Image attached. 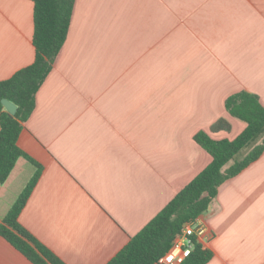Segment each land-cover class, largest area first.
Masks as SVG:
<instances>
[{
    "label": "crops",
    "instance_id": "crops-1",
    "mask_svg": "<svg viewBox=\"0 0 264 264\" xmlns=\"http://www.w3.org/2000/svg\"><path fill=\"white\" fill-rule=\"evenodd\" d=\"M33 3L0 0V81L34 59ZM264 107V0H75L0 183V224L37 172L19 224L65 264H107L233 140L225 100ZM224 119L229 131L210 133ZM232 162L225 167L228 168ZM200 219L207 264H264V152ZM0 264H32L0 238Z\"/></svg>",
    "mask_w": 264,
    "mask_h": 264
},
{
    "label": "trees",
    "instance_id": "trees-1",
    "mask_svg": "<svg viewBox=\"0 0 264 264\" xmlns=\"http://www.w3.org/2000/svg\"><path fill=\"white\" fill-rule=\"evenodd\" d=\"M33 3L34 59L32 63L0 81V183L5 182L16 161L24 157L33 162L18 147V137L24 123L35 108L38 89L53 69L54 62L68 34L75 0H29ZM6 99L16 107L10 117L1 105ZM224 107L233 118L245 123L244 130L233 140L216 141L206 132H198L194 141L211 157V162L107 264H158L183 227L206 214L218 188L237 176L264 152V107L257 96L238 92L229 96ZM224 119L209 128L210 133L229 131ZM260 142V143H259ZM233 162L225 169L226 165ZM37 172L19 195L0 224V238L8 242L32 264H65L38 242L18 222L39 176ZM209 250L196 245L182 264H207Z\"/></svg>",
    "mask_w": 264,
    "mask_h": 264
},
{
    "label": "built area",
    "instance_id": "built-area-1",
    "mask_svg": "<svg viewBox=\"0 0 264 264\" xmlns=\"http://www.w3.org/2000/svg\"><path fill=\"white\" fill-rule=\"evenodd\" d=\"M206 224L200 219L185 225L180 234L172 242L167 252L158 259V264H182L207 236Z\"/></svg>",
    "mask_w": 264,
    "mask_h": 264
},
{
    "label": "water",
    "instance_id": "water-1",
    "mask_svg": "<svg viewBox=\"0 0 264 264\" xmlns=\"http://www.w3.org/2000/svg\"><path fill=\"white\" fill-rule=\"evenodd\" d=\"M1 105L10 117H13L16 113L17 107L6 99L1 100Z\"/></svg>",
    "mask_w": 264,
    "mask_h": 264
},
{
    "label": "rangeland",
    "instance_id": "rangeland-1",
    "mask_svg": "<svg viewBox=\"0 0 264 264\" xmlns=\"http://www.w3.org/2000/svg\"><path fill=\"white\" fill-rule=\"evenodd\" d=\"M260 143V142H259ZM232 164H233V162H232Z\"/></svg>",
    "mask_w": 264,
    "mask_h": 264
}]
</instances>
